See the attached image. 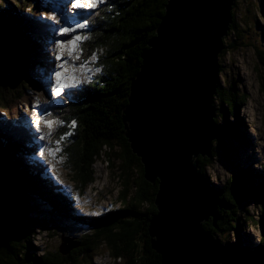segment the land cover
<instances>
[{"label":"trees","instance_id":"16d2710c","mask_svg":"<svg viewBox=\"0 0 264 264\" xmlns=\"http://www.w3.org/2000/svg\"><path fill=\"white\" fill-rule=\"evenodd\" d=\"M15 1L14 9L23 12L24 16L32 18L37 14L33 3L28 4V0ZM3 2L0 0V13L7 12ZM166 3L167 0H110L106 2L108 8L100 7L85 33L87 38L81 58V62H85L97 55L100 73L84 92L72 93L68 100L59 103L60 120L65 123L75 120L77 124L75 147H70L69 151L74 163L72 172L78 195L93 182L92 166L96 160L105 157L110 168L114 160L119 161L118 168L125 186L120 209L90 218L71 214L75 200L73 194L54 191L55 183L46 172L49 165L42 164L35 156L30 146L31 138L25 133L27 123L28 131L30 129L34 135L28 126L29 119L21 114L19 107L11 110L21 96L10 101L6 94L17 78L26 82L28 90H39V85L29 77L34 73L35 65L40 64L37 63V52L30 45L32 40L37 49L42 37L39 39L40 32L36 30L29 34L27 23L15 18V15L11 17L13 22L3 19L7 22L8 50L0 61V264H92L93 256L101 248L107 250L114 262H118L115 264H162L161 257L151 249L148 233L149 219L156 213L154 198L157 181L149 183L143 178L140 160L131 152L123 135L121 118L127 104L130 81L141 65L140 55L155 36ZM236 4L237 1L231 12L226 37L234 34L239 26L235 19ZM41 33L46 34V31ZM223 44H226L225 39ZM258 57L264 66V53H259ZM26 88L23 90L26 91ZM261 89H264V82ZM218 93L219 87L216 95ZM234 96L228 93L220 99L221 104L216 111L220 118L215 119L219 138L212 143L211 156L196 159L218 215L215 227L209 220L203 228L239 255L244 263L264 264V223L261 221L263 226L258 243H253L242 231V227L252 223V218L248 211L236 204L230 193L232 178L241 181L247 185L253 202L264 211V166L260 165V172L255 175L251 167L241 166L239 162L241 149L250 142L246 125L238 117ZM238 97L244 100L245 94H238ZM24 110V113L28 112V109ZM229 115L233 116L232 123L226 118ZM232 140L235 145L229 147ZM116 147L119 152L114 151ZM219 155L233 173L222 188L209 183L205 174V169ZM129 181L135 186L131 198L127 195ZM52 216L85 229L71 241L79 248L62 255L59 250L44 249L42 252L34 245L35 234L47 231L49 222L53 223L49 221L54 220ZM56 224L60 226L58 220ZM231 233L234 241L219 238L224 234L230 237Z\"/></svg>","mask_w":264,"mask_h":264},{"label":"water","instance_id":"95a60500","mask_svg":"<svg viewBox=\"0 0 264 264\" xmlns=\"http://www.w3.org/2000/svg\"><path fill=\"white\" fill-rule=\"evenodd\" d=\"M236 1L167 0L130 81L123 135L143 178L157 181L148 233L162 264H246L203 228L209 220L215 227L218 215L196 161L209 158L219 138L213 105L218 57ZM7 48V30L0 25V61ZM230 193L237 205L251 201L247 185L233 178ZM61 241L62 255L77 247L63 236Z\"/></svg>","mask_w":264,"mask_h":264},{"label":"rangeland","instance_id":"374dc122","mask_svg":"<svg viewBox=\"0 0 264 264\" xmlns=\"http://www.w3.org/2000/svg\"><path fill=\"white\" fill-rule=\"evenodd\" d=\"M3 1L7 12L0 13V25L5 26L7 22L4 20L8 19L12 21L11 17H14L15 15V18L23 19L27 23V32L33 34L35 23L26 18L23 12L18 10L17 12L16 9H14L15 6L13 3L17 2L15 0ZM53 1L56 6L60 8L50 11L48 9V3L50 5L52 4L50 0H45L44 3H42V0H36V7L39 9L37 14H35L38 16L37 19L41 18L39 12H42L41 16H43V20H47L50 23L47 26H42V28L45 27V29L40 27L36 29L39 31H46V34L39 33V39L41 35L42 40H40V42L44 45V49L46 47V52L48 54H45V50L41 51L42 57L40 55L37 60L39 62L42 61V64H37L38 66L34 69V73L29 76L39 85V90L31 88L28 90L25 87L26 82L17 78V81L11 84L14 86L8 89L6 95L10 98V101H14L18 96H21L18 99V103L16 101L13 103L12 107H14L11 110L19 107L22 112L21 114L26 115L29 120H31L32 117L31 108L33 105H41L42 107L39 110L41 113L45 112V110L51 113V115L44 116V119L54 121L51 129L45 128L43 123L39 124V133H36L32 128L36 137H38V135L45 136V142L41 141L43 142L42 148L45 147L46 149L44 155H38L40 150L39 147H34V152L36 156L40 158L42 164L49 165L46 168V172L50 175V178L64 189V191L66 190L65 192H67V194L72 193L74 195L75 200L71 208V214L76 216H99L109 210L120 209L121 207V196L125 190V186L122 182L121 170L118 168L119 161L114 160L113 165L110 168L105 157L96 160L92 166L94 173L93 182L85 188L83 193L78 195L76 184L73 179L74 173L72 172L74 163L73 160H71L69 151L70 147H75L74 137L77 124L75 120L66 123L63 120H60L58 117L59 114H57V111L54 112V107L52 108L55 104H59V101L63 98L67 99L65 95H68V92H72V90L76 91L75 94L84 92L86 86L90 85L94 79L98 77L100 71L96 72L95 69H100L99 62L97 59L93 62L90 58L88 61H85V68L83 70L80 69L79 64L81 63L82 53L85 48V39L77 45L80 59L75 61V63L73 62L72 57L68 54L66 44L61 49L57 50L55 47V41L58 39L66 40L67 37L57 36L55 34L57 31V24L55 21L49 20V17L54 16L57 17L61 23L74 25L85 21L88 17L91 18L96 11L92 12V10L87 13L74 11L70 0ZM32 3L33 6H35L33 0H28V4L32 5ZM236 5L235 13L237 15L235 19L239 23V26L234 34L224 38L226 44L224 45L222 53L218 57V64L220 67L218 74L219 93L214 95L213 102L215 101L214 107H216L215 109L217 111V108L221 104L220 99L223 98L224 95H227L228 93L235 95L233 101L236 104L235 107L238 117L242 119L246 125L247 135L249 136L248 141L250 142L245 148L241 149L242 152H240V155L242 157L239 162L241 166L251 167L253 174L257 175L256 172H260V165L264 166V89H261V83L264 82V66L259 61L258 57L259 53H264V0H238ZM99 7L100 6L98 5L97 8ZM102 7L108 8V5L104 3ZM56 12L59 14H56ZM9 14L11 15L10 17H8ZM20 15L23 16V18ZM64 15L72 20H64ZM49 27L51 28L50 31ZM85 32L86 30L78 34L84 36ZM31 42L33 43L32 40ZM32 43L30 46L33 48V51L36 52L39 47L38 49L34 48V43ZM35 44L37 45V43ZM57 51L61 53L62 63L66 68L62 79L71 75L82 82L87 79L88 82L82 83V86L79 88L66 89L59 98H53L51 96V85L54 83V80H52L51 77L53 71L58 70L56 68L58 62L55 61ZM42 67L45 68L43 69ZM23 88H26L27 90L25 91ZM233 91H235V93H233ZM238 94H245V99H239ZM24 109H28L27 114L24 113ZM12 112L14 113V111ZM219 118L220 116L218 113H215V119ZM226 118L230 123L233 122L232 115H229ZM72 121H75L74 128L70 126ZM25 129L28 130L27 123H25ZM67 132H70L71 135L67 136L64 141L59 142L60 136ZM27 133L29 136L31 135L28 131ZM232 142L229 144V147L230 145H235L233 140ZM32 143H35V139ZM57 148H59V151H56ZM50 149L52 150L51 155H49ZM114 151L119 152L120 149L116 147ZM205 174L209 179V183L215 185L217 188L224 187L233 176L229 165L225 160L221 159L220 155L211 161V166L205 169ZM134 178L135 176H133L132 179ZM134 188L135 186L129 181L127 186L128 197H133L135 191ZM251 199L250 202L238 206H240L242 210L248 211V214L252 218V223H248V225L242 227V231L250 237V240H252L253 243H258V238H260L263 226L261 225V221L264 223V211L261 210V207L258 204L253 202V198ZM52 218L54 217L52 216ZM55 220L59 221L60 226L56 224ZM49 221H53V223L49 222L50 226H48L47 231H38L34 238V245L42 252L44 249L57 251L62 245L61 236L72 241L74 238H78V235L85 230L84 228H80L82 226H74L70 221H60L57 218H54V220L50 219ZM219 238L222 241L227 240V238H231L229 240L234 241L232 233L230 234V237L227 234H224V236L222 235ZM69 245L70 244L68 243L66 244V246ZM96 254L91 260L92 264L118 263L113 261L111 256L107 253V250L104 248H101Z\"/></svg>","mask_w":264,"mask_h":264},{"label":"snow or ice","instance_id":"6c2138e0","mask_svg":"<svg viewBox=\"0 0 264 264\" xmlns=\"http://www.w3.org/2000/svg\"><path fill=\"white\" fill-rule=\"evenodd\" d=\"M72 4V9L74 11H82V12H91L92 10L96 9L99 4H104L105 0H70ZM49 20L55 21L57 24V31L56 35L61 37H67L66 40H56L55 41V47L57 50L61 49L62 47L67 45L68 54L70 57H72L73 62L80 59V54L77 51V45L87 37L82 36L81 33L84 30L88 29V21L85 20L80 23H76L74 25H69L65 23H61L57 17L51 16L49 17ZM92 61H96V56L93 55L91 57ZM55 61L58 63L56 64V68L58 70L53 71L52 73V80H54V83L51 85V96L53 98H59L66 89H73V88H79L82 86V83H87V79L85 81H80L79 79H76L75 77L69 75L66 78L62 77L64 76V71L66 70L64 64L62 63V56L59 51H57V54L55 56ZM86 66V62H81L79 64V67L81 70H83ZM96 72H99L100 69L96 68ZM42 106L41 105H33L31 108L32 111V117H31V125L32 128L35 130L36 133L40 132L39 124L43 123L45 128L51 129L52 124L54 121L46 120L44 119L45 115H51V113L45 112L41 113L39 110ZM63 123V122H61ZM71 127H75V121H72L70 124ZM71 135L70 132H67L60 136L59 142H62L66 139L67 136ZM38 140L44 141L45 136L44 135H38ZM51 149L49 150V155H51ZM56 151H59V148L56 149ZM39 156L44 155V149L41 148L38 152Z\"/></svg>","mask_w":264,"mask_h":264},{"label":"clouds","instance_id":"9594fccd","mask_svg":"<svg viewBox=\"0 0 264 264\" xmlns=\"http://www.w3.org/2000/svg\"><path fill=\"white\" fill-rule=\"evenodd\" d=\"M36 6V5H35ZM35 6H33L34 8H35ZM50 11L52 10V9H50V8H48ZM39 11V9L36 7L35 8V13H37ZM40 14V13H39ZM26 16V15H25ZM41 16V15H40ZM30 21H32V22H34L35 23V28H33V29H38V27H40L41 25H46V22L42 19V16H41V18H39V19H37V17L38 16H34V18L32 19V18H30V17H28V16H26ZM47 26V25H46ZM41 28V27H40ZM36 31H38V30H36ZM88 31V29H86V32ZM40 32V34H41V31H39ZM85 32V33H86ZM85 36V35H84ZM41 37V36H40ZM85 41H86V39H85ZM41 47H44V45L42 44V42H41ZM41 51H42V49H40V51L38 50V55L36 56V59H38V57L41 55V57H42V53H41ZM37 52V51H36ZM46 54V53H45ZM44 55V54H43ZM45 56V55H44ZM46 58V57H45ZM76 91L75 90H72V92H70V93H75ZM69 93V94H70ZM68 94V96H70ZM59 117V116H58ZM28 135V134H27ZM29 136V135H28ZM30 137V136H29ZM31 138V137H30Z\"/></svg>","mask_w":264,"mask_h":264},{"label":"bare ground","instance_id":"6f19581e","mask_svg":"<svg viewBox=\"0 0 264 264\" xmlns=\"http://www.w3.org/2000/svg\"><path fill=\"white\" fill-rule=\"evenodd\" d=\"M41 36V35H40ZM76 164V163H75ZM237 251V250H236Z\"/></svg>","mask_w":264,"mask_h":264}]
</instances>
